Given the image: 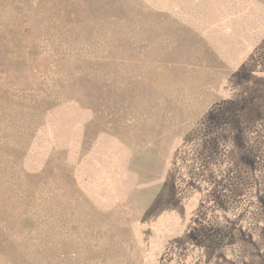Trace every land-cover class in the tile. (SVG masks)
<instances>
[{
	"label": "rangeland",
	"instance_id": "obj_1",
	"mask_svg": "<svg viewBox=\"0 0 264 264\" xmlns=\"http://www.w3.org/2000/svg\"><path fill=\"white\" fill-rule=\"evenodd\" d=\"M0 264H264V0H0Z\"/></svg>",
	"mask_w": 264,
	"mask_h": 264
}]
</instances>
